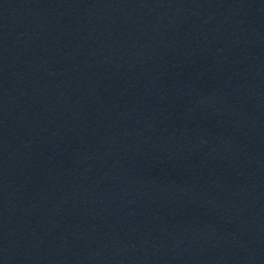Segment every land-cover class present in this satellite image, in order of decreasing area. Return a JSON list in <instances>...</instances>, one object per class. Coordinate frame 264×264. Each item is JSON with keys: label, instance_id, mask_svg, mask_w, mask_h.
<instances>
[{"label": "water", "instance_id": "1", "mask_svg": "<svg viewBox=\"0 0 264 264\" xmlns=\"http://www.w3.org/2000/svg\"><path fill=\"white\" fill-rule=\"evenodd\" d=\"M264 233V0H0V264H245Z\"/></svg>", "mask_w": 264, "mask_h": 264}]
</instances>
